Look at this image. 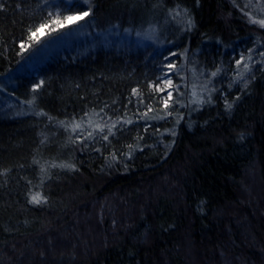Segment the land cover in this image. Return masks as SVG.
Listing matches in <instances>:
<instances>
[{
  "label": "trees",
  "instance_id": "16d2710c",
  "mask_svg": "<svg viewBox=\"0 0 264 264\" xmlns=\"http://www.w3.org/2000/svg\"><path fill=\"white\" fill-rule=\"evenodd\" d=\"M240 1L0 0V264H264V28ZM85 11L164 46L24 64Z\"/></svg>",
  "mask_w": 264,
  "mask_h": 264
},
{
  "label": "rangeland",
  "instance_id": "374dc122",
  "mask_svg": "<svg viewBox=\"0 0 264 264\" xmlns=\"http://www.w3.org/2000/svg\"><path fill=\"white\" fill-rule=\"evenodd\" d=\"M239 4L240 7L236 9L237 15L241 16L246 25L251 26V28L255 30L264 28V24L261 23L264 21V0H242ZM85 13L88 14V12L85 11L80 15L70 16L71 19H67L60 26L55 25L50 28H39V30L32 35L34 44L30 49H26V59L23 61L24 64L31 69L33 68L32 64H37L41 59L47 58V56L54 52L56 48L58 49L60 45L68 46L71 41L75 44H82L83 42H89L88 40L92 39H96V41L100 42L102 39L107 38L120 46L125 45L133 48L136 47L144 51L145 49H148L151 53L149 55L154 56L155 54H159L161 48L164 46L161 39L157 36V31L150 26H142L141 30H139V28L125 26L117 27V29L115 27V31L113 29V31L110 32L111 28H95L92 24L85 21ZM58 29L60 31H57ZM27 62L33 63L28 64ZM249 62V56L243 59V63L240 65L242 72H245L246 68L249 67ZM182 64L183 62H181L179 64L180 66L177 68L174 67L173 69L166 71L165 77L161 79L162 83H160L159 90L163 89V91H165L166 99L163 100L165 105H168L170 102L169 98L172 96L176 85L173 76L169 75L168 72H177L179 69H182ZM183 85H185L184 82ZM180 86H182L181 83ZM188 87L189 86H187V89ZM178 101L182 102L181 100Z\"/></svg>",
  "mask_w": 264,
  "mask_h": 264
},
{
  "label": "snow or ice",
  "instance_id": "6c2138e0",
  "mask_svg": "<svg viewBox=\"0 0 264 264\" xmlns=\"http://www.w3.org/2000/svg\"><path fill=\"white\" fill-rule=\"evenodd\" d=\"M85 15H87V13H85ZM67 19H71V17H68ZM261 23H262V24H264V21H262ZM32 199H33V201H34V202H37V203H39V202H40V201H39V197H38V196H33V198H32Z\"/></svg>",
  "mask_w": 264,
  "mask_h": 264
}]
</instances>
